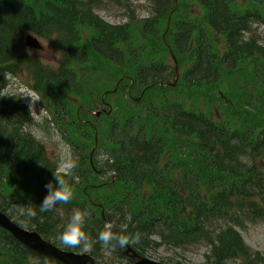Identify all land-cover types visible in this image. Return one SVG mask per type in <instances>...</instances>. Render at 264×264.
Wrapping results in <instances>:
<instances>
[{
  "label": "trees",
  "instance_id": "16d2710c",
  "mask_svg": "<svg viewBox=\"0 0 264 264\" xmlns=\"http://www.w3.org/2000/svg\"><path fill=\"white\" fill-rule=\"evenodd\" d=\"M101 1L0 0V210L76 253L84 248L64 247L56 237L73 209L87 211L84 231L97 260L108 252L119 264H131L123 254L128 246L148 256L161 246L203 244L207 264L264 263L235 225L264 220V39L251 33L256 22L264 25V0H149L151 21L134 24L130 16L114 26L95 13ZM191 6L197 7L193 18ZM169 18L166 41L180 70L176 86L161 85L175 78V67L165 66L172 57L162 39ZM27 33L55 38L67 56L62 67L21 56ZM80 60L82 71L72 64ZM24 69L47 99L55 94L61 100L60 86L71 90L76 78L82 107L97 109L107 93L114 109L92 122L96 128H76L58 117L65 140L76 148L78 166L67 177L74 195L34 218L20 210L40 205L59 164L31 133L27 106L6 93L9 77ZM96 136L105 163L96 151L90 162ZM104 169L109 177L102 180L96 170ZM105 222L139 239L106 249L97 242ZM0 264L62 263L0 229Z\"/></svg>",
  "mask_w": 264,
  "mask_h": 264
},
{
  "label": "rangeland",
  "instance_id": "374dc122",
  "mask_svg": "<svg viewBox=\"0 0 264 264\" xmlns=\"http://www.w3.org/2000/svg\"><path fill=\"white\" fill-rule=\"evenodd\" d=\"M126 3V2H125ZM118 5L112 0H102L98 8H95V13L105 22L112 25H124L130 21L132 17L133 23L141 24L143 20L149 19L153 16V6L149 0H128L126 4ZM129 6V8L127 7ZM196 6H191L190 11L192 17H196ZM139 30V29H138ZM252 34L257 35L260 39H264V25L255 23L252 27ZM140 31V30H139ZM139 36V32H137ZM246 37L249 34L246 33ZM44 47L40 52L34 53L29 51L26 47L20 49V54L24 58L38 59L42 61L49 69H56L62 65L65 59L62 49L56 44L55 38L51 40H42ZM140 40L141 39L140 36ZM220 51L223 50V43L219 42ZM166 67L171 69L174 64L171 59L165 63ZM32 82L26 73H21L18 76L10 78V84L6 90L7 94H14L29 107L32 117L34 118L30 130L40 141H42L48 151V154L55 159L60 165L62 162L72 160L73 152H75L67 143L64 135L58 130L56 124L51 123L50 119L53 117L43 109L42 102L39 96L31 90ZM61 92L62 95H65ZM30 95L31 97H24ZM66 97L68 95H65ZM33 99V101H32ZM101 159L105 154L100 153ZM109 175H106V178ZM25 209L20 210L23 213ZM236 225L237 230L242 235L245 243L256 252H259L264 258V220L251 221L249 218H244L242 224ZM209 249L203 245H192L184 248H171L168 246H161L156 251H151L147 256L148 259L154 260L162 264H207L205 255ZM79 253H89V249H84ZM120 261L114 254L105 252L102 259L98 260L99 264H119ZM122 263L127 264L125 260ZM229 264H239L238 261H230ZM264 264V263H262Z\"/></svg>",
  "mask_w": 264,
  "mask_h": 264
},
{
  "label": "clouds",
  "instance_id": "9594fccd",
  "mask_svg": "<svg viewBox=\"0 0 264 264\" xmlns=\"http://www.w3.org/2000/svg\"><path fill=\"white\" fill-rule=\"evenodd\" d=\"M3 75L7 79V74ZM24 97L31 96L25 95ZM77 166L78 164L75 160H68L62 162L55 171H52V180L44 185L47 191L46 196L39 206L32 204L27 205L25 207V214L34 218L37 216L38 212H52L57 209L58 205L69 203L73 199L74 188L67 177ZM72 178L74 180L79 179L75 176ZM87 215V211L73 209L69 222L66 224L63 231L56 237L62 246L67 248L83 247L84 249H88L91 246L89 236L84 231L85 217ZM138 239V235H126L122 232L115 231L111 222H105L102 230L97 236V242L109 250H115L117 247L124 248Z\"/></svg>",
  "mask_w": 264,
  "mask_h": 264
},
{
  "label": "water",
  "instance_id": "95a60500",
  "mask_svg": "<svg viewBox=\"0 0 264 264\" xmlns=\"http://www.w3.org/2000/svg\"><path fill=\"white\" fill-rule=\"evenodd\" d=\"M26 46L40 50L42 45L39 41L31 35H28L25 41ZM178 70V67L176 66ZM178 79V72L176 73V81ZM99 116L100 114L97 113ZM0 229L7 231L15 240L22 245L32 249L33 251L44 255L46 257L54 258L62 264H98L97 260L89 253H75L66 251L53 243L44 239L39 233L29 231L20 227L7 214L0 211ZM124 254L129 256L133 264H162L154 260L148 259L137 253L131 247H128Z\"/></svg>",
  "mask_w": 264,
  "mask_h": 264
},
{
  "label": "flooded vegetation",
  "instance_id": "af4514ba",
  "mask_svg": "<svg viewBox=\"0 0 264 264\" xmlns=\"http://www.w3.org/2000/svg\"><path fill=\"white\" fill-rule=\"evenodd\" d=\"M73 55L74 56H76V54H74L73 53ZM75 64H77V61H75ZM82 67H84V65L80 62V64H79V69H81ZM81 84H80V82H78V86H80ZM40 95V94H39ZM41 96V95H40ZM42 98V97H41ZM75 100H77L76 98H75ZM49 105V104H48ZM85 110H87L88 111V113L90 114V115H92V110L90 109V108H84ZM101 111H105V110H101ZM51 112H52V115L54 116V121H56V116H59V117H61L63 120H66V119H68V120H70L73 124H74V126L76 127V128H81V126L80 125H78V124H75V119H73V117H72V111H70V110H66L65 108H62L61 109V113H57L56 112V110H54V109H51ZM77 118L80 120V122L82 123V124H86V125H88V126H85V128H88V127H93V128H95V126H94V124H92V118H91V116L89 117V118H81V111L80 110H78L77 111ZM102 116V115H101ZM100 116V117H101ZM97 119H100V118H95V122H97ZM75 120V121H74ZM98 154H99V151L97 152V157H98ZM89 159H90V162L91 163H93L92 162V160H93V157H92V153H91V156L89 157ZM106 169H104V170H96V173H98V174H100V177L101 178H105L106 177V175H107V173H106Z\"/></svg>",
  "mask_w": 264,
  "mask_h": 264
}]
</instances>
